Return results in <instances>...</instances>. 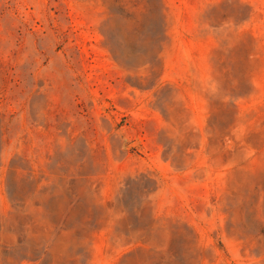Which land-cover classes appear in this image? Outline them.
Masks as SVG:
<instances>
[{"label": "rangeland", "instance_id": "1", "mask_svg": "<svg viewBox=\"0 0 264 264\" xmlns=\"http://www.w3.org/2000/svg\"><path fill=\"white\" fill-rule=\"evenodd\" d=\"M0 264H264V0H0Z\"/></svg>", "mask_w": 264, "mask_h": 264}]
</instances>
